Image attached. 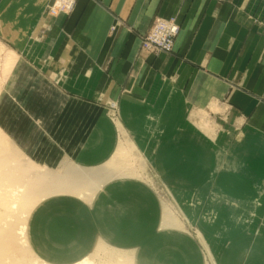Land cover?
I'll return each mask as SVG.
<instances>
[{"label": "crops", "instance_id": "1", "mask_svg": "<svg viewBox=\"0 0 264 264\" xmlns=\"http://www.w3.org/2000/svg\"><path fill=\"white\" fill-rule=\"evenodd\" d=\"M56 1L0 0V42L46 77L23 123L31 136L9 134L39 143L27 147L34 160L39 149L50 164L60 149L88 170L126 138L197 235L174 216L172 226L147 182L118 176L90 200L40 202L28 220L31 250L47 264H74L98 243L132 264H203L202 244L215 264H264V0H70L51 15ZM170 18L173 50L142 51L139 37ZM200 112L212 134L195 124Z\"/></svg>", "mask_w": 264, "mask_h": 264}, {"label": "bare ground", "instance_id": "2", "mask_svg": "<svg viewBox=\"0 0 264 264\" xmlns=\"http://www.w3.org/2000/svg\"><path fill=\"white\" fill-rule=\"evenodd\" d=\"M2 52L5 51L0 50V58ZM212 107L217 108V103H213ZM195 124L204 131L212 128V123L204 117L199 118ZM5 140L6 137L0 131V264H47L32 255L27 238L31 212L43 200L71 194L87 201L109 178L138 177L135 166L128 160V150L125 152L122 140L119 141L114 155L103 166L84 170L69 164L60 173L38 168V165L26 158L12 141ZM162 208L164 217H171L163 206ZM172 226H178L175 219ZM102 247L108 246L98 243L94 249L97 252ZM110 249L116 253H110L102 264H132L128 253L111 247ZM92 263V256L88 255L74 264Z\"/></svg>", "mask_w": 264, "mask_h": 264}, {"label": "rangeland", "instance_id": "3", "mask_svg": "<svg viewBox=\"0 0 264 264\" xmlns=\"http://www.w3.org/2000/svg\"><path fill=\"white\" fill-rule=\"evenodd\" d=\"M0 50L5 51V52H2L1 58H0V63L5 64L3 67L1 66L2 64H0V69L2 68L0 70V98L3 99V97L5 96L3 101L0 102V110L4 109L3 112L1 113L2 115L0 114V129H1L0 131L6 137L5 141H7V142L12 141V143L20 150L21 153H23V155L26 158H28L30 161H32L33 163L38 165V168L51 169L52 171H54L56 173L63 172L65 170L64 167H66L69 164L71 165V162L69 159L64 158L63 153H61L62 150L56 149V153L53 155V161L54 162L47 164V163L43 162L44 161L43 157L40 158L41 154H39L38 148H37L38 154H37L36 160L31 158V156H30L31 152L27 151V147L31 148V151H32L34 149V147L39 145L38 142L34 143L33 141H30V139H27V138L23 139V138L19 137L20 135H22V136L24 135V137H30L32 134L31 127H28L27 123H25V125H23V123H24L25 118H26V112L33 108L32 105L36 102V99H38V94H42V93L44 94L45 93L43 90H41V88H44V87H42L40 85V83L42 81L41 80L42 77H43V79L46 78L45 74H43L44 76H41V73L34 72L32 70L33 69L32 66H30L28 64L27 65H25V64L18 65L17 64L18 58H16L15 54L13 52H11L1 42H0ZM3 56H4V59H3ZM8 62H9V65H8ZM16 76H18L19 79H16ZM38 77H41V78L39 79ZM15 80H16L17 86L15 88L14 94L11 95V99H15V100L12 101L11 104L6 106L8 104V102L11 100V99L7 98L6 93H5L6 90L11 92L10 88L7 89V86L9 87V84H11V82H14ZM45 83L48 84L50 82L45 81ZM19 91L21 93H23V95H24V96H22V98H24L25 106L21 110L19 117L16 118L15 117L16 111L21 109V107L17 103V102H20L21 100L17 99L18 101L16 102V98H18V97L21 98L20 95H17L19 93ZM34 94H35V96H34ZM39 97L41 99V96H39ZM6 99H7V101H6ZM108 102L110 103L111 101H108ZM13 104L15 105V112H11L13 110V107H12ZM18 107H19V109H18ZM8 112H10L8 115L4 114V113H8ZM212 112L221 114L220 110L212 111ZM198 114H200V118L204 117L208 121H210L208 119V116H207L208 114H205L204 112L196 113L193 115L197 116ZM112 115H114V113H112ZM204 115H206V116H204ZM31 116H32V114H31ZM13 117H15V118L12 119ZM198 121H199V119L194 120L195 123ZM8 123H10V126L12 128L10 130L8 129L9 128ZM13 129L15 131H18L20 135L17 134L16 136L12 137L10 134L14 135V133H15V131ZM214 129H215V127H214V125H212V128L209 131H207V130H205V131L203 130V131L207 134L208 133L212 134ZM12 132H14V133H12ZM123 139H126V138H123ZM123 139H121V140L124 143L125 152H126V150H128V160L133 163V165L136 168V174L138 177H140V178H138V177L137 178L147 182L152 187L155 194L158 196L159 200L161 201L162 206L164 207V210L171 217L174 216L176 219H178L177 221H178L179 225L182 228H184L187 232H189L191 235L196 237L197 234H196L195 228L193 226H187L185 224V220L182 218L180 211L178 210L176 204L174 203V201L171 197V194L168 191V188L164 184H162L160 181H158V179L155 177L154 173L150 169L148 162L144 159V157L142 155H140L138 152L134 151V147L130 143H128L127 141H125ZM44 141H45V143H47L49 141V138L46 137V139ZM52 144H54V143H52ZM57 150L61 153V155L59 154V152ZM40 151H41V149H40ZM32 157H33V155H32ZM60 160H62V161H60ZM57 161H59L58 164H57ZM64 164H65V166H64ZM82 169H84V168H82ZM84 170H88V169H84ZM200 250H201V256H202L203 264H215L212 254L208 252V250L206 249V247L204 245L200 244ZM112 252L116 253L113 250H111L110 247H102L97 252L95 251V249H93L92 252L89 254V256L90 257L92 256V262L94 264H102L106 261L107 257H109L108 255ZM32 255L36 256V254L33 251H32Z\"/></svg>", "mask_w": 264, "mask_h": 264}, {"label": "built area", "instance_id": "4", "mask_svg": "<svg viewBox=\"0 0 264 264\" xmlns=\"http://www.w3.org/2000/svg\"><path fill=\"white\" fill-rule=\"evenodd\" d=\"M73 2L58 0L49 8V14L67 12ZM179 32V26L173 18L156 20L146 34L139 37L140 49L148 54L169 53L173 50L174 40ZM116 104L110 102L108 108L114 113Z\"/></svg>", "mask_w": 264, "mask_h": 264}]
</instances>
